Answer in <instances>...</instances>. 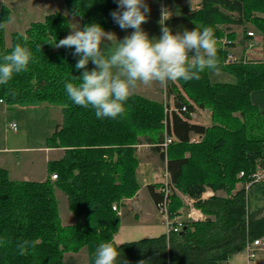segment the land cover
<instances>
[{"label": "trees", "instance_id": "trees-1", "mask_svg": "<svg viewBox=\"0 0 264 264\" xmlns=\"http://www.w3.org/2000/svg\"><path fill=\"white\" fill-rule=\"evenodd\" d=\"M65 2L70 14L81 18V28L91 22L105 30L115 25L110 16L117 7L114 0ZM8 16L3 8L0 22L7 23ZM247 22L264 33V0H201L198 9L169 18L165 24L173 31L209 27L220 37L229 29L222 25ZM68 28L66 16L56 12L44 22L32 23L25 34L14 33L10 46L5 30L0 31V56L16 44L32 54L27 71L0 85V100L9 105L61 106L63 122L47 147L65 149L63 158L51 164L58 177L55 182L50 178L14 181L0 167V264H75L73 259L64 260V253L85 245L94 253L98 244L111 242L120 228L112 205L122 197H133L139 189L136 146L155 145L161 160L166 159L159 146L164 140L162 102L131 94L120 116L97 119L90 107L73 105L67 98L64 83L77 82L75 77L83 71L75 68L79 57L72 55V49L55 45L68 35ZM216 47L218 70L233 74L236 83H214L207 71L199 80L167 82L168 94L175 95L180 112L172 114L178 141L168 148L167 169L174 187L195 200L205 219L184 221L178 233L119 245L121 262L221 264L243 251L248 241L264 237V183L245 188L257 162H264V109L252 101L253 92L264 91V62L226 66L221 64L224 52ZM87 67H93L91 62ZM182 91L200 109L210 111L211 126L191 122L190 113L196 108ZM193 134L201 141L191 142ZM55 187L67 193L71 211L83 217V223L62 225ZM155 187L148 189L158 204L163 194ZM204 187L214 195L202 199ZM168 206L170 217L175 218L185 203L174 191Z\"/></svg>", "mask_w": 264, "mask_h": 264}, {"label": "clouds", "instance_id": "clouds-1", "mask_svg": "<svg viewBox=\"0 0 264 264\" xmlns=\"http://www.w3.org/2000/svg\"><path fill=\"white\" fill-rule=\"evenodd\" d=\"M114 2L117 7L110 13L113 22L121 30L132 29L123 39L91 22L83 28L70 26L72 31L55 44L72 49V55L79 57L75 68L83 69L75 77L77 82L64 83L73 105L90 107L97 119H115L124 112L125 102L138 83L187 82L199 80L206 71H218L216 37L211 28L173 31L165 24L169 16L162 11L160 35L150 38L141 27L149 12L145 0ZM6 28L7 24L0 22V31ZM31 59L30 50L21 44L0 56V85L27 71ZM120 256L119 245L102 242L96 247L93 264H127Z\"/></svg>", "mask_w": 264, "mask_h": 264}, {"label": "rangeland", "instance_id": "rangeland-1", "mask_svg": "<svg viewBox=\"0 0 264 264\" xmlns=\"http://www.w3.org/2000/svg\"><path fill=\"white\" fill-rule=\"evenodd\" d=\"M50 2H53L54 4L51 5ZM0 8L1 9L4 8L9 15L8 17L11 18V22L9 23L8 20V22L6 23L7 28L4 32L5 42L7 46L11 45L12 35L14 33L25 34L26 30L30 27L32 23L44 22L47 16L56 13L54 12L49 15H45L44 12L45 9L46 10L58 9L59 13H62L64 16H66L69 22L68 34L72 31V28L70 26L75 25L80 28V26L77 24V21L74 19L75 18L74 15L70 14L66 6L65 0H0ZM65 8H67V10ZM178 13L180 14L182 12H178ZM160 19H158L156 22L155 20H153L151 23L144 26L145 31L151 37H158L160 35V24H159ZM115 26L117 32L129 34L132 31V29L121 30L116 24ZM227 27L229 29H227L226 33L228 34L230 32L234 33V36L230 38L232 44L229 47V49L233 47L234 52H236L239 56L243 55L245 53L244 51H249V49H245V46H248V42H249V41H245L247 39L246 32L253 31L257 33L259 36L254 40L256 42L255 47L257 48L258 51L257 50L252 51L251 54L256 56L255 58H264V33L259 31L254 25V23L247 22L246 24H241V25L231 24V25L221 26V28H225V29ZM239 36L241 37L239 38ZM254 61L255 60H253L252 62ZM208 73L210 80L214 83L237 82L236 77L230 72L225 70H218L216 72H208ZM164 85L165 84H161L156 91V95L159 96L160 99L162 96L161 94H163V97L164 96L166 97V95L162 91L164 90ZM166 92L169 93L168 88H166ZM183 92L184 91H182V93ZM183 95L186 97L188 102L194 104L193 106H195L197 110L193 115L194 117L196 116V113L198 119L201 117L208 118V116L209 117L211 116L210 111L208 110L200 111V108L195 103H193V101L185 93H183ZM171 97L172 99H170ZM2 101L0 100V102ZM175 103H176L175 95L168 94L167 102L163 103V108H164L163 121L166 119V113H165L166 109L169 110V108L171 107H176ZM61 109H62L61 106H57L50 103L32 105V106L9 105L7 102L3 104L0 103V143L5 144V141H8L9 145L13 144L14 146H20L23 148L25 147L41 148L44 147L45 144L50 145V143H52V141L50 140L51 135L63 122V114ZM163 121L162 124L164 125ZM13 122L17 124V131H14L10 128V124ZM140 145L142 144L136 146V154L139 158V165L136 170L137 176H138V169L140 166V157L138 154V146ZM47 148H52V147H47ZM52 149L57 150V151H50V153H54L52 156H49V154L46 153L45 151L22 152L18 155L19 158L17 157V154H15L14 161L17 162L15 165L17 164L18 165H17V169H15L16 171L13 172V175L11 173L12 177L10 178H12L14 181H29V180H25L26 174H31V176L33 174H37V177L39 178L40 181L31 180V182H44L49 178L51 179V182H55L57 179H53L52 176L56 173L52 172L51 168L53 169L54 165L51 164L52 162L59 161L63 158L65 154V149L64 148H52ZM158 160L160 162L159 158ZM137 176L136 178L140 185L136 195L130 198L122 197L119 201L115 202L112 205L113 211H115L118 218H120V225L122 222L125 224L126 222L131 221V217L133 218L136 215V214L133 215L132 205L130 203V200L136 198L137 195L140 194L141 189L143 187H144L143 192L146 189V186H144L145 182H143ZM20 177L23 178L20 179ZM43 177H46V180L42 181L41 178ZM203 190L204 188L202 189V191ZM55 195L57 197L59 216L63 226H74L78 223L81 224L84 222L83 217H78L71 211L69 207V197L65 191H63L58 187H55ZM185 196L189 197L187 195ZM114 207H116L117 209H114ZM122 210H124L125 212V215L123 217H122L123 215ZM263 213H264V209H263ZM138 219H142V215L140 216V218L138 217ZM91 252L93 251L90 250L89 246L85 245L82 246L79 250L77 249L76 251H66L63 255V259L64 260L73 259V261H75V264H89L91 261L94 260L95 252L94 253ZM258 257H260L259 252L257 253L256 261Z\"/></svg>", "mask_w": 264, "mask_h": 264}, {"label": "crops", "instance_id": "crops-1", "mask_svg": "<svg viewBox=\"0 0 264 264\" xmlns=\"http://www.w3.org/2000/svg\"><path fill=\"white\" fill-rule=\"evenodd\" d=\"M146 5L149 7V12L147 14L146 22L142 24V28L144 29L145 25H148L153 20L155 22L161 18L162 11H165V15L169 16V18L179 16L184 12L187 11H193L195 9H198L200 7L201 0H145ZM51 5H53V2H50ZM67 10V8H65ZM0 11L2 12V9L0 8ZM45 15H49L54 12H59L58 9H48L44 10ZM182 12V13H178ZM75 20L77 21V24L81 28V18L74 16ZM168 18V19H169ZM145 30V29H144ZM105 31H111L115 33L117 39H123L126 33L117 32L116 26L112 29H108ZM246 35V34H245ZM148 36L151 38V36L148 34ZM241 36H239L240 38ZM161 84L158 82H153L149 85L139 84L137 87L133 90L132 94L135 95H141L146 98H149L154 101L166 103L168 99V93L166 92L167 83L164 85L163 93L166 95L165 99L163 97V94H161V99L159 96L156 95V91L158 87ZM136 92V93H134ZM172 99V97L170 98ZM252 101L255 105L260 107L261 109H264V91H255L252 93ZM0 103H5V101H2ZM199 109V108H198ZM204 109H200V111H203ZM197 111V110H196ZM195 111V112H196ZM207 111V110H206ZM194 112V113H195ZM209 114V113H208ZM193 123L202 124L205 126H211V116L207 117H201L198 119L197 113L196 116L193 117L192 121ZM15 123V122H13ZM52 136V135H51ZM164 136V133H163ZM198 135L193 134L191 141L193 138H197ZM200 137V136H199ZM201 141V137H200ZM47 144L44 145V147L41 148H29V147H20V146H14L9 145L8 141H5V144L0 143V167L5 168L8 170L10 177H12L13 172L16 171L17 165H15L17 162L14 161V155L17 154V157L20 153L26 152V151H45L49 154V156H52L54 153H50V151H57L56 149L47 148ZM152 144H142L138 146V154L140 157V166L138 169V178L141 179L143 182H145L146 189L143 192L144 187L141 189L140 194L137 195L136 198H133L130 200V203L132 205V211L133 215L136 214L133 218L131 217V221L126 222L125 224L122 222L120 225V229L118 233L114 236V239L111 243H113L114 246L121 245L123 243L133 242L137 241L143 238H156L161 235L167 234L166 226L164 224V220L159 213L157 209V204L155 203L153 196L150 192V189H148L149 185H156L155 191H159L160 184V177L162 176L165 168L167 167L166 159L164 161L161 160L160 152L153 149ZM19 158V157H18ZM47 158V157H46ZM160 159V162L158 160ZM158 160V161H157ZM12 173V175H11ZM25 180L29 181H40L37 177V174H26ZM23 177H20L22 179ZM12 179V178H11ZM13 180V179H12ZM42 181L46 180V177L41 178ZM204 194V195H203ZM218 194L223 195L222 192H219ZM214 195V192L210 190L207 187H204V190L202 191V197L205 199L210 198ZM123 215H125L124 210H122ZM189 211V207L185 205L180 209L179 212H182V219L184 221H187V213ZM198 215L200 217V220H203L205 216L201 213L200 210H196ZM121 213V214H122ZM142 215V219L140 216ZM145 218V219H143ZM260 257H258L256 264H264V245L262 246L261 250L259 251ZM247 255L246 252L238 251L231 255L230 259L226 262L227 264H246Z\"/></svg>", "mask_w": 264, "mask_h": 264}, {"label": "built area", "instance_id": "built-area-1", "mask_svg": "<svg viewBox=\"0 0 264 264\" xmlns=\"http://www.w3.org/2000/svg\"><path fill=\"white\" fill-rule=\"evenodd\" d=\"M246 34H247V39L245 41H249V42H248V46H245V49H249V51H244L245 53L241 56H239L236 52H234L233 47L229 49V47L232 44V41L230 40L231 37L228 35V33H225L224 35L220 37H216V43L219 45L220 49L224 52V56L222 59L223 65H231L235 63L247 64V63L264 62V58H255L256 56L251 54L252 51L257 50V48L255 47L256 42L254 40L259 37L258 34L253 31H248L246 32ZM253 60L255 61L252 62ZM183 110H186V108L184 107ZM173 112L180 113L177 107H171L169 108V110L166 109L165 111L166 119L163 121L164 122V140L163 142H161V144H159L161 151L164 153L166 157V162H167V153H168L169 146H171L173 143L178 141V138L173 132V127H172ZM193 115L194 113H190L191 118L194 117ZM10 128L14 131H17V124L11 123ZM199 141H200V137L197 136V138H193L191 142H199ZM239 176L240 177L244 176V172H241ZM52 178L57 179L58 178L57 174H54ZM253 183H264V162H262L261 160L258 161L256 164V170L251 175V181L246 183V186H245L246 190H249L251 184ZM160 184L161 186L159 188V192L163 194V199L157 204V209L164 220V224L166 226L168 235L170 233L180 232L184 225V220L181 218L183 215L182 212H179L177 217L175 218H171L169 214L168 200H169L170 195L174 191H176L181 196L185 205L189 207V211L187 213V219L192 220V221H201L198 215L197 216L194 215V213L198 214L196 210H199V209H196L194 206L195 200L191 197H186L185 195H182L174 187L172 183L171 175L167 167L165 168L162 176L160 177ZM202 199H205V198L202 197ZM114 209H117V208L114 207ZM263 245H264V237L255 239L253 241H248L246 243L244 247V251L246 252V255H247L246 264H256L255 261L257 258V253L261 250ZM221 264H227V263L222 262Z\"/></svg>", "mask_w": 264, "mask_h": 264}, {"label": "bare ground", "instance_id": "bare-ground-1", "mask_svg": "<svg viewBox=\"0 0 264 264\" xmlns=\"http://www.w3.org/2000/svg\"><path fill=\"white\" fill-rule=\"evenodd\" d=\"M194 215L196 216V213H194Z\"/></svg>", "mask_w": 264, "mask_h": 264}]
</instances>
